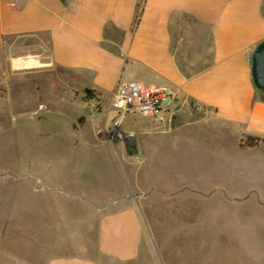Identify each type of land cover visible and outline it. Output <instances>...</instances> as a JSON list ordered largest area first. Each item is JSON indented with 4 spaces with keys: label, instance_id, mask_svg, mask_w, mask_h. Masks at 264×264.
Wrapping results in <instances>:
<instances>
[{
    "label": "crops",
    "instance_id": "crops-1",
    "mask_svg": "<svg viewBox=\"0 0 264 264\" xmlns=\"http://www.w3.org/2000/svg\"><path fill=\"white\" fill-rule=\"evenodd\" d=\"M263 40L264 0H0V85L7 97L14 95L4 99L5 106L28 109L34 99L37 108L43 106L42 79L21 73L19 84L11 79L18 78L12 73L13 55L39 56L48 72L63 73L52 76L58 90L62 82V92L72 94V102L84 103L92 92L98 109L111 114L110 122L94 126L89 145L95 148L89 154L102 151V160L113 163L123 151V142L108 137L119 82L141 81L175 94L171 122L120 119L132 138L127 146L131 190L114 170L104 172L99 189L94 182L84 190L91 209H112L97 215L94 256H52L45 264L135 261L145 234L158 240L141 212L144 203L151 210L159 209L151 204L163 202L165 210L177 204L186 211L202 203L189 191H220L232 194L231 201L238 194H264V142L242 146L246 137L264 139V94L255 89L250 71L251 54ZM56 142L64 152L86 144L73 138ZM39 171L26 170L22 177H44ZM41 191L26 185L20 194L36 201ZM72 199L68 195L66 201ZM254 200L251 208L264 211L260 197ZM61 216L64 223L66 215L56 218ZM258 224L245 222L240 240L264 242L259 231L264 224ZM227 225L236 231L234 220ZM196 236L195 241H216V236Z\"/></svg>",
    "mask_w": 264,
    "mask_h": 264
},
{
    "label": "rangeland",
    "instance_id": "rangeland-1",
    "mask_svg": "<svg viewBox=\"0 0 264 264\" xmlns=\"http://www.w3.org/2000/svg\"><path fill=\"white\" fill-rule=\"evenodd\" d=\"M12 73L18 75L11 78L15 84L24 79L20 73L34 75L30 79L37 76L38 80L42 79L43 106L37 108L34 99L28 109L14 108L4 104V99L14 100L12 93L9 97L7 92L0 97V264H45L52 256L79 252L94 256L97 215L112 209H91L84 190L94 187V182H99L98 187L95 186L99 189L104 181L102 175L109 170L117 171L131 190L132 158L126 142L131 134L124 131L121 124L119 139L112 132L108 134L113 141L123 142V151H118L117 156L113 152L116 157L113 163L102 160V151L89 154L94 126L110 122L111 114L105 108L95 112L92 109L98 104L95 100L72 102V94L62 92V82L57 89L56 76L52 74L62 76L59 70L48 72L43 66L12 68ZM3 90L0 85V95ZM124 117L121 122L134 123L140 119L131 114ZM72 138L88 145L72 152H64L57 145L58 139ZM36 169H42L44 177H22L26 170ZM26 185L44 190L38 192V200L22 198L21 187ZM66 186L71 192L68 191V195L75 199L66 201ZM193 194L202 200L198 210L181 211L177 204L165 210L163 202L151 204L159 207L151 210L147 208L149 204L144 203L145 209L141 212L145 219L148 215L147 221L150 228L156 230L154 237L158 240L150 241V236L145 234L138 258L126 264H264V242L255 235L252 239L257 241L240 240L245 222L252 226L259 223L258 228L264 224V211L253 210L250 205L257 196L259 206L264 207V194H238L241 196L235 201H231L232 194L220 191L205 194L189 191V195ZM59 214L66 215L64 223H61L64 217L56 218ZM233 220L236 231L231 232L227 223ZM185 222L189 224L184 225ZM259 231L264 237V225ZM253 232H256L254 228ZM197 234L199 237L216 236V241H195Z\"/></svg>",
    "mask_w": 264,
    "mask_h": 264
},
{
    "label": "built area",
    "instance_id": "built-area-1",
    "mask_svg": "<svg viewBox=\"0 0 264 264\" xmlns=\"http://www.w3.org/2000/svg\"><path fill=\"white\" fill-rule=\"evenodd\" d=\"M174 95L173 91L164 86H149L135 80L119 82L112 93V107L116 113L110 133L116 139L121 137L120 119L128 114L158 122H171L169 105ZM92 109L95 112L99 110L98 106Z\"/></svg>",
    "mask_w": 264,
    "mask_h": 264
},
{
    "label": "water",
    "instance_id": "water-1",
    "mask_svg": "<svg viewBox=\"0 0 264 264\" xmlns=\"http://www.w3.org/2000/svg\"><path fill=\"white\" fill-rule=\"evenodd\" d=\"M250 71L255 89L264 94V40L257 45L251 54ZM126 142L130 147L132 138L128 137Z\"/></svg>",
    "mask_w": 264,
    "mask_h": 264
},
{
    "label": "bare ground",
    "instance_id": "bare-ground-1",
    "mask_svg": "<svg viewBox=\"0 0 264 264\" xmlns=\"http://www.w3.org/2000/svg\"><path fill=\"white\" fill-rule=\"evenodd\" d=\"M12 68L15 70L34 69L43 67L46 63L37 55H21L18 58L12 59Z\"/></svg>",
    "mask_w": 264,
    "mask_h": 264
},
{
    "label": "trees",
    "instance_id": "trees-1",
    "mask_svg": "<svg viewBox=\"0 0 264 264\" xmlns=\"http://www.w3.org/2000/svg\"><path fill=\"white\" fill-rule=\"evenodd\" d=\"M66 1V0H65ZM5 95V90L1 92L0 97ZM92 92H88L85 96L84 99H92ZM264 139L261 138H255V137H246L245 140L242 143V146L248 147V148H253L258 146L260 143H263Z\"/></svg>",
    "mask_w": 264,
    "mask_h": 264
}]
</instances>
